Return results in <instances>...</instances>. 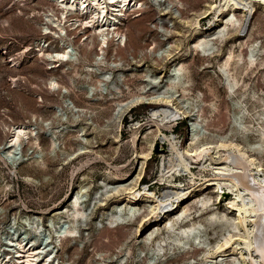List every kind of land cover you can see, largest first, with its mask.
<instances>
[{
  "label": "rangeland",
  "instance_id": "obj_1",
  "mask_svg": "<svg viewBox=\"0 0 264 264\" xmlns=\"http://www.w3.org/2000/svg\"><path fill=\"white\" fill-rule=\"evenodd\" d=\"M141 2L142 7L124 18L121 26L125 45L114 36L104 48L103 62L93 58L99 47L96 32L71 26L67 27L69 37L63 34L64 45L72 44L69 50L77 51L79 59L49 68L38 43L46 39L52 49L59 48L61 41L41 28L44 14L59 15L57 6L49 0H0L3 247L9 246L6 237L10 234L32 238L41 246L52 235L61 234L71 225L70 212L65 211L69 198L83 186L85 192L79 199L85 216L74 218L77 240L68 238L62 243L65 264H205L201 254L191 257L197 241L189 238L184 246L171 243L163 224L152 238L146 230L131 231L135 224L124 220L129 206L114 202L117 197L112 194L138 172L137 188L147 185L160 194L166 187L158 176L161 158L170 154L167 138H174L179 148L188 145L195 133H199L196 139H231L243 145L247 134L240 125L250 130L264 125V3L244 0L250 12L241 6L235 12L218 14L211 3L218 6L220 0ZM232 14L238 19L234 28L223 19ZM226 61L230 78L238 80L233 90L223 73ZM173 64L177 69L169 70ZM51 78L63 87L51 88ZM99 78L106 81L98 85ZM142 86L146 94L170 100L155 106L179 109L180 114L167 119L170 127L160 125L161 131L157 130L153 121L161 116H152L149 104L128 109L121 122L116 118L114 101L128 100ZM61 90L67 91L83 114L60 116ZM19 123L30 124L37 137L22 140L9 154L5 143L12 125ZM50 133L57 139L55 148L50 146ZM247 139L253 142L255 137L250 134ZM141 148L152 152L142 170L134 152ZM182 177L183 186L187 181L186 175ZM209 196H213L211 191L198 193L193 200ZM209 235L213 242L217 235Z\"/></svg>",
  "mask_w": 264,
  "mask_h": 264
},
{
  "label": "bare ground",
  "instance_id": "obj_2",
  "mask_svg": "<svg viewBox=\"0 0 264 264\" xmlns=\"http://www.w3.org/2000/svg\"><path fill=\"white\" fill-rule=\"evenodd\" d=\"M49 1L57 6L59 15L44 14L45 21L41 28L44 34L55 35L61 41L59 48L52 49L49 44H45L46 39L39 40L40 42L43 40V44L38 43V51L48 61L49 68L55 67L57 63L79 59L80 54L77 51L69 50L72 44L64 45L63 34L68 38L67 27L71 26L92 28L96 32L99 47L93 58L97 60L96 62H103L104 48L109 46V42L114 41V36L125 45L126 37L121 31L124 18L127 19L133 10L140 9L143 5L141 0ZM220 1L218 6L211 3V7L216 8L218 14L224 10L235 12L241 6V10L250 12L249 7L243 6L244 0ZM262 1L264 3V0ZM71 13L75 16L71 17ZM79 15L83 16L82 19L78 17ZM223 19L231 28L238 23L234 14ZM199 46L201 43H196V47ZM252 62L253 59L250 58L249 63ZM227 65L226 61L223 73L227 87L233 90L238 80L235 77L230 78ZM173 66L177 69L176 64H173L169 66V70ZM105 81V78H99L97 84ZM48 84L58 90L63 87L54 78H51ZM140 90L126 101L119 99L114 101L118 107L116 118L119 122L128 109L140 104H149L153 105L150 109L151 115L161 116L159 121H153L157 130L161 131L160 125L170 127L171 123L167 119L176 113L180 114L179 109L174 107L170 110L155 106L163 101L169 103L170 100L167 97L146 94L144 86ZM66 93L67 91L61 90L62 107L58 111L60 116L67 113L83 114L84 111ZM199 112L200 110L197 115L201 117ZM239 128L247 134L242 137L243 145L234 143L231 139L218 141L196 139L199 133H195L188 145L179 148L174 138H167L170 154L161 158L158 176V181L166 183V187L160 194L157 195L147 185L137 188L140 172L131 182L113 190V197H117L114 202L129 206L124 220L135 224L131 231L139 234L146 230L149 233L148 238H152L163 224L169 234L167 238L172 240L171 243L187 244L189 238L193 242L197 241V247L193 250L194 256L191 257L201 254V260H204L205 264H264V159H260V156L264 155V125L254 130L244 125H240ZM250 134L255 137L253 142L247 139ZM31 135L37 137L30 124L12 125L5 143L7 153H12L13 146L20 144L24 139H29ZM49 139L50 146L55 148L57 144L55 135L50 133ZM135 143L134 136L132 145L135 146ZM39 146L37 143V147ZM134 152L135 158L142 162V170L143 164L151 157L152 152L150 149L144 151L143 148L135 149ZM192 168H197V172ZM205 171L209 174L205 175ZM185 175L184 179L187 182L182 186L181 179ZM208 191H211L213 196L193 200L198 193L204 194ZM83 192L85 187L80 186L75 194L70 196V203L66 205L65 211L70 212L68 215L71 218L70 227L61 234L52 235L49 242L43 246L41 243L36 244L32 238L14 237L10 234L6 237L9 246L5 248L0 245V264H65L60 251L64 240L68 238L77 240L75 235L78 230L74 225V218L85 216L79 199ZM1 215L0 212V218ZM204 215L207 217H203ZM155 227L156 229L152 231ZM2 232L0 231V234ZM210 232L217 235L213 242ZM170 234L174 236L181 234V237H171Z\"/></svg>",
  "mask_w": 264,
  "mask_h": 264
}]
</instances>
